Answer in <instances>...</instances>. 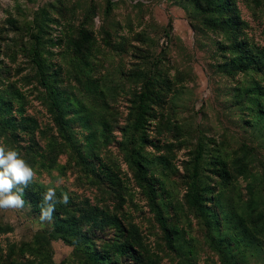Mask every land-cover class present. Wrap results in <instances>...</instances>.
<instances>
[{
    "label": "rangeland",
    "instance_id": "374dc122",
    "mask_svg": "<svg viewBox=\"0 0 264 264\" xmlns=\"http://www.w3.org/2000/svg\"><path fill=\"white\" fill-rule=\"evenodd\" d=\"M0 141V264H264V0H0Z\"/></svg>",
    "mask_w": 264,
    "mask_h": 264
},
{
    "label": "clouds",
    "instance_id": "9594fccd",
    "mask_svg": "<svg viewBox=\"0 0 264 264\" xmlns=\"http://www.w3.org/2000/svg\"><path fill=\"white\" fill-rule=\"evenodd\" d=\"M37 182L36 171L19 151L0 141V211L22 209L25 206L24 189ZM61 184L62 180L57 178L52 184L44 186L39 205L41 221L51 222L57 205L70 203V195L62 190Z\"/></svg>",
    "mask_w": 264,
    "mask_h": 264
},
{
    "label": "trees",
    "instance_id": "16d2710c",
    "mask_svg": "<svg viewBox=\"0 0 264 264\" xmlns=\"http://www.w3.org/2000/svg\"><path fill=\"white\" fill-rule=\"evenodd\" d=\"M149 95L148 92H145L142 94L141 96V103H143L144 99ZM195 175H197V166H196V171H195ZM94 259L96 262L100 263V262H104L105 264H115V262L109 260L108 258H106V256L102 255V254H96L94 255Z\"/></svg>",
    "mask_w": 264,
    "mask_h": 264
}]
</instances>
